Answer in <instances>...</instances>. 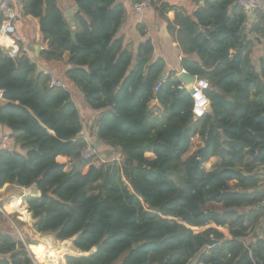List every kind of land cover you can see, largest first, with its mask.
I'll list each match as a JSON object with an SVG mask.
<instances>
[{
    "label": "trees",
    "instance_id": "obj_1",
    "mask_svg": "<svg viewBox=\"0 0 264 264\" xmlns=\"http://www.w3.org/2000/svg\"><path fill=\"white\" fill-rule=\"evenodd\" d=\"M194 1L190 15L150 5L161 18L174 11L180 68L207 83L210 110L199 117L176 71L158 81L165 62L149 38L134 47L117 36L123 0H73L74 30L58 0L20 5L38 20L41 62L68 52L64 81L97 114L89 134L119 158L80 159L87 141L70 88L48 87L50 73L27 54L0 49V124L17 145L0 147V188L35 186L38 195L22 196L29 213L14 207L36 232L69 247L74 237L86 254H66L65 264H264V52L256 64L247 57L254 41L264 44V9L250 21L236 0ZM213 157L220 164L205 170ZM26 244L35 242L0 228V264H34Z\"/></svg>",
    "mask_w": 264,
    "mask_h": 264
},
{
    "label": "crops",
    "instance_id": "obj_2",
    "mask_svg": "<svg viewBox=\"0 0 264 264\" xmlns=\"http://www.w3.org/2000/svg\"><path fill=\"white\" fill-rule=\"evenodd\" d=\"M162 1L169 4V5H172L176 8H178V10L181 13H184L187 15H190L192 13V11L197 7L194 0H162ZM123 3H124L125 8H126V14H125V18H124L118 32H117V36L123 38V41L125 44L131 43V44H133L134 47H136L140 42L149 38L153 44L154 57L155 58H162L165 62L164 75H166V74H168V72L174 70L177 72L176 75L179 76V74L182 71H184L183 69L180 68V59L183 57V54H182L177 42L175 41L174 30L171 27H169V22H172V20L174 18V11L173 10L169 11L168 13H166V18H161L157 14L156 10L151 5H149V7L142 14H134L131 12V7H130L131 6V0H123ZM58 4L62 8L65 15H66L67 10H72L73 16H74V13L77 11V10H73V8L75 6V4L73 3V0H58ZM13 7H14L16 15H17L16 30H17V37L19 39V42L21 44H26L28 47L34 46V45L46 46V44L43 42L41 34L39 32V26H38L37 18L31 17V16H23L21 14V11H20L21 10L20 5L13 4ZM262 9H264V7ZM255 16H256V14H255ZM255 16L252 20L255 19ZM66 17H67V15H66ZM1 18H2V16L0 14V19ZM252 20H250V21H252ZM139 26H143L145 28V30H146L145 35H141V33L139 31ZM247 31H248V28H247ZM249 36L251 39L255 38L253 35H249ZM254 42L252 43V45L249 46V52L247 53L248 54L247 57L249 59L253 60L254 64H256L259 56H261L264 52V44L263 43L258 44V46L256 48L257 44ZM252 48H256V49H253L254 50L253 51V53H254L253 58H251V56H250V54H251L250 51ZM232 52H233V50H232ZM26 54L34 62H36L38 64L39 69H41L47 73H50V75L59 77L64 83V88L66 86L68 88H70L72 98L75 102H76V99L78 98V99H80V101H82L84 103L83 94L81 92L77 91L71 84H69V82L66 83L64 81L65 78H63L64 72H65L66 68H68V64H67V58L69 56L68 52H66L63 55V60L59 61V62H41L38 59V51L37 52L32 51V50H30V48H29V52ZM194 80L196 81L197 79L194 77ZM0 100L2 101V98H0ZM76 104H77V102H76ZM150 104L154 105L155 101H151ZM85 109L87 111H89L90 113H92V112L96 113V111L88 108L86 105H85ZM79 110H80V108H79ZM4 133L9 134V131L5 126L0 124V136ZM85 134H86V132L83 130V137L84 138H85ZM146 154H149L148 157H150V158L153 157V155L151 153L147 152ZM57 160L60 162H67V157L59 155V156H57ZM220 162H221L220 158L213 157L208 162H206L204 164V168H205V170H210L215 165L220 164ZM67 167H68V165H67ZM261 185L264 187V176L262 177ZM32 186H33L34 192H32L30 194H37L38 195L39 192L36 190L34 185H32ZM32 186H30V187H32ZM9 187H11V188H9ZM30 187H22V186H19L16 184H5L2 188H0V195H2L4 193V191L6 193L9 190H12V192H14L15 194L21 193V195H19L20 197H16L14 199L15 201H11V204H8L9 206L4 205V207H6L7 209H10V210L16 209L19 212L18 207H14V206L19 205L20 201L22 202V196L25 195L23 193V190H26ZM24 204L25 203L22 202V206H20V207H23L25 209L26 204H25V207H24ZM2 208L3 207H1V204H0V212L3 213ZM25 210L27 211V209H25ZM19 217L22 219L21 214ZM29 217L31 220L32 218H31L30 214H29ZM5 218H7L9 220L8 213L5 214ZM22 220H24V219H22ZM24 221L28 222L29 220L28 221L24 220ZM32 223H33V220H32ZM21 225H23V224H21ZM211 225H213V224H211ZM1 226H2V228H1L2 233L11 234V235L14 234L13 230L11 229V226H9V227L3 226V225H1ZM218 229L221 231H224L223 233H225V235L227 234V236H229L227 229L222 228V227H219ZM31 230H32V232L40 235V237L42 239L49 235L47 233L41 234V233L36 232L32 228V224H31ZM25 233L28 234V232H25ZM28 235H29V237H31L30 234H28ZM18 238H20L23 241V239L21 237L18 236ZM33 242H35V241H33ZM44 244H48L49 246H51L55 250H59L60 252L65 251V250H68V252H71V249L69 246H67V242L65 240L57 241L55 246L50 244V242L47 240H45V241L40 240L36 244H26V247H27L28 251H30V256L34 261V264L36 263V261L38 262V264H58V263L65 264L64 259L60 260L61 254H60V257L56 258V259H54L53 257H49V254L43 255L41 250L45 249L43 247ZM76 250H78V249H76ZM78 252H81V251L78 250ZM81 253H84V252H81ZM67 254H70V253H67ZM72 255H74V254H72Z\"/></svg>",
    "mask_w": 264,
    "mask_h": 264
},
{
    "label": "built area",
    "instance_id": "obj_3",
    "mask_svg": "<svg viewBox=\"0 0 264 264\" xmlns=\"http://www.w3.org/2000/svg\"><path fill=\"white\" fill-rule=\"evenodd\" d=\"M23 0H1L0 1V14L2 16V21L0 23V49H3L7 55L15 59L20 54H26L29 52V47L26 44H21L17 37L16 21L17 15L13 4L21 5ZM236 4L242 9L243 13L252 20L257 12V10L264 7V0H236ZM150 5V0H137L131 3V12L134 14H142ZM45 46L39 45L37 51L44 49ZM44 73H47L44 71ZM183 83V82H182ZM205 84V86L200 87L199 84ZM184 84V83H183ZM48 87L64 88L63 81L56 76L50 75L47 81ZM207 83L201 80H194L191 87H199V90L195 89L193 92L186 84L184 86L191 92L194 98V108L193 112L196 117L203 115L207 109L208 99L202 93V88H205ZM157 88V86H156ZM0 98H2V93L0 91ZM0 147L2 149L12 151L15 150L17 145L14 139L7 133L0 136ZM98 148L89 142H86L79 150L80 159H89L91 157L97 156ZM117 159H119L117 157ZM261 172L264 174V164L261 166ZM260 205L264 207V198L261 200Z\"/></svg>",
    "mask_w": 264,
    "mask_h": 264
},
{
    "label": "rangeland",
    "instance_id": "obj_4",
    "mask_svg": "<svg viewBox=\"0 0 264 264\" xmlns=\"http://www.w3.org/2000/svg\"><path fill=\"white\" fill-rule=\"evenodd\" d=\"M254 40V39H253ZM256 43V48L258 46V44H262V42H254ZM255 46V45H254ZM256 48H252L251 51H250V56L251 58L254 57V53H253V49H256ZM200 87H203L205 86V84L201 83L199 84ZM195 89L199 90V87H191L190 91L193 92ZM76 102H77V106L78 108H80V113H81V120H82V124H83V130L86 132L85 134V137H86V141L91 143V144H94L96 141H95V138L93 136H91L89 133L91 132L92 130V125H93V122H94V119L96 117V113H90L89 111H87L85 109V104L80 101V99H76ZM110 152L106 151L103 147L102 148H99V151H98V154H97V159H100V160H104L105 159V156H108V157H115L117 159V154H111L109 155ZM103 155V156H102ZM105 155V156H104ZM146 156L148 157L149 154H146ZM69 165V164H68ZM68 167H66V169H68ZM264 176V174H262ZM11 188V187H9ZM34 192V189H33V186L26 189V190H23V193L24 194H30ZM19 195H21V193L19 194H15L14 192H12V190H9L5 193L0 195V204H1V207H3V213L0 212V228H2L1 225L3 226H11V229L13 230V233L19 237H21L23 240L26 239V237L32 239V241H35V244L38 243L40 240H47L50 242V244L52 245H56L57 241L59 240H56L54 238L53 235L49 234L48 236L44 237L43 239L40 237V235L32 232L31 230V224H32V219L29 220L28 222H25L24 220H22L19 216H20V213L16 210V209H7L6 207H4V205H8V204H11V201H15L14 199L16 197H20ZM9 206V205H8ZM24 207H25V204H24ZM26 209V208H25ZM9 215V220L7 218H5V214ZM23 224V225H21ZM203 228H194L195 231H199ZM221 231V230H220ZM25 232H28V234H30L31 237H29V235ZM224 232V231H222ZM225 235V233H224ZM226 237L227 234L225 235ZM251 236H248L246 239H245V243L248 244L250 241H251ZM72 238L69 240V245H70V249H71V252H68V250H65V251H62L60 254H61V259L60 260H63L64 259V256L65 254L67 253H70V254H74V255H82V254H86V253H81V252H78V250H76L74 247H73V244H72ZM29 254H30V251H29ZM50 257H53L54 259L56 258H59V256H56L55 254H51ZM35 264H38V262L36 261ZM58 264H61V263H58ZM114 264H119V260H117Z\"/></svg>",
    "mask_w": 264,
    "mask_h": 264
},
{
    "label": "water",
    "instance_id": "obj_5",
    "mask_svg": "<svg viewBox=\"0 0 264 264\" xmlns=\"http://www.w3.org/2000/svg\"><path fill=\"white\" fill-rule=\"evenodd\" d=\"M78 7L75 5L73 10H77ZM66 15H67V18L70 22V26H71V29L74 30L75 29V21H74V16H73V12L72 10H67L66 11ZM71 37L72 39L74 40L75 39V33L72 32L71 33ZM30 50L32 51H36L37 52V49H38V46L37 45H34V46H29ZM164 77V73H162L159 77H158V81L161 80L162 78ZM181 81L186 84L188 86V88L191 89V85L192 83L194 82V77L189 75L187 72L185 71H182L179 76H178ZM206 109L207 111L210 110V104L208 103V105L206 106ZM96 147H98L100 145V142L98 141L96 144H94ZM74 239V237L72 238V240ZM138 244H134V247H137ZM98 247V244H96L94 247H93V250H96V248ZM88 253V252H87ZM197 263V259H193L190 264H196Z\"/></svg>",
    "mask_w": 264,
    "mask_h": 264
}]
</instances>
